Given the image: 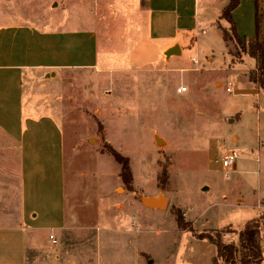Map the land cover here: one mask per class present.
<instances>
[{"label": "rangeland", "instance_id": "rangeland-1", "mask_svg": "<svg viewBox=\"0 0 264 264\" xmlns=\"http://www.w3.org/2000/svg\"><path fill=\"white\" fill-rule=\"evenodd\" d=\"M140 6L141 0H0V27L83 24L99 34V67L63 75L54 87L33 81L34 93L54 94L47 103L59 108L64 127L67 223L55 235L34 234L26 264H168L172 253L185 257L177 264H214L217 247L180 229L175 210L197 233L226 244H237L238 232L264 213V88L250 82L256 60L219 40L211 24L201 27L207 34L198 50L183 45L176 55L159 53ZM256 12L254 1L240 0L233 15L247 41L258 35ZM180 87L188 91L179 95ZM110 146L130 159V185ZM223 150L237 151L235 171L217 162ZM12 157L0 143V255L21 264L1 231L17 226L20 214ZM155 193L169 200L166 210L143 206Z\"/></svg>", "mask_w": 264, "mask_h": 264}, {"label": "crops", "instance_id": "crops-1", "mask_svg": "<svg viewBox=\"0 0 264 264\" xmlns=\"http://www.w3.org/2000/svg\"><path fill=\"white\" fill-rule=\"evenodd\" d=\"M228 3L229 0H141L140 7L148 15L147 39L159 53L176 46L183 52V45L189 46L194 36L193 48L198 50L200 36L207 34L201 27L211 24L221 40L219 17ZM213 11L216 17L211 15ZM99 66V34L93 26L0 27V143L16 161L20 194L18 225L1 231L3 240L15 245L21 264H26L27 249L35 245L34 234L44 237L41 232L48 230L55 235L67 223L64 127L57 114L59 108L53 109L47 103L54 94L45 98L38 91L34 93L38 86L33 81L43 80L45 87H54L63 75ZM172 256L168 264L185 262V257ZM3 261L13 264L16 259L0 255ZM154 263L166 264L156 259Z\"/></svg>", "mask_w": 264, "mask_h": 264}, {"label": "trees", "instance_id": "trees-1", "mask_svg": "<svg viewBox=\"0 0 264 264\" xmlns=\"http://www.w3.org/2000/svg\"><path fill=\"white\" fill-rule=\"evenodd\" d=\"M256 5V20L258 35L253 40L243 39L237 29V24L233 18V12L239 7L240 0H229L227 6L223 9L219 20H225L230 27L226 28L218 24L223 34L225 42H234L242 52L247 53L251 58L257 62L256 71L250 74V82L264 88V40L260 38L261 33V18L260 2L261 0H253ZM264 2V0H263ZM196 40L193 36L190 40L189 49H192ZM109 153L113 156L116 162L121 165L120 177L124 184L130 185L133 181V175L130 167V159L121 155L112 146L109 147ZM167 170L163 172L164 177L168 175ZM176 221L178 227L184 231H189L198 240H208L217 247V255L214 258V264H262L264 261V213L258 217L249 220L245 226L238 232V243H224L221 236L214 238L210 234L197 233L191 222L186 220L185 214L181 213L179 209L175 210ZM220 234V233H219Z\"/></svg>", "mask_w": 264, "mask_h": 264}, {"label": "built area", "instance_id": "built-area-1", "mask_svg": "<svg viewBox=\"0 0 264 264\" xmlns=\"http://www.w3.org/2000/svg\"><path fill=\"white\" fill-rule=\"evenodd\" d=\"M233 87H228L227 88V92L229 94H233V92L236 90V86L232 85ZM188 91V89L186 87H180L177 90V93L179 95H183ZM238 153L235 150H223L219 159L217 160V162L221 165L222 169L225 172H228L230 169L234 168L236 165V162L238 160ZM228 177V175H227ZM51 240L53 243H56V240L54 239V235H51Z\"/></svg>", "mask_w": 264, "mask_h": 264}, {"label": "water", "instance_id": "water-1", "mask_svg": "<svg viewBox=\"0 0 264 264\" xmlns=\"http://www.w3.org/2000/svg\"><path fill=\"white\" fill-rule=\"evenodd\" d=\"M167 53L169 56L176 55L179 53V48L173 47ZM158 143H162V141H158ZM142 204L145 208L166 210L169 206V200L163 195L157 197H144L142 199Z\"/></svg>", "mask_w": 264, "mask_h": 264}]
</instances>
